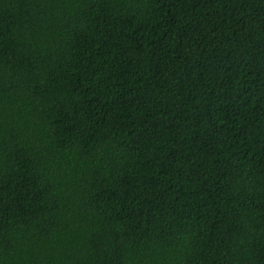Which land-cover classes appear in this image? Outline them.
Instances as JSON below:
<instances>
[{"label": "trees", "instance_id": "16d2710c", "mask_svg": "<svg viewBox=\"0 0 264 264\" xmlns=\"http://www.w3.org/2000/svg\"><path fill=\"white\" fill-rule=\"evenodd\" d=\"M0 264H264V0H0Z\"/></svg>", "mask_w": 264, "mask_h": 264}]
</instances>
